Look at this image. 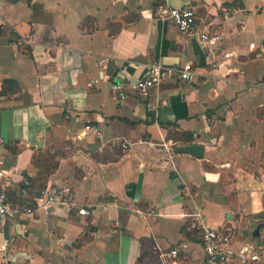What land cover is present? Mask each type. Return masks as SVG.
<instances>
[{
	"label": "crops",
	"instance_id": "crops-1",
	"mask_svg": "<svg viewBox=\"0 0 264 264\" xmlns=\"http://www.w3.org/2000/svg\"><path fill=\"white\" fill-rule=\"evenodd\" d=\"M159 3L193 6L194 30ZM155 62L192 76L113 97L121 68L136 81ZM40 154L55 166L38 187ZM0 156L7 198L69 199L6 216L0 264H204L192 221L260 243L264 0H0Z\"/></svg>",
	"mask_w": 264,
	"mask_h": 264
},
{
	"label": "built area",
	"instance_id": "built-area-1",
	"mask_svg": "<svg viewBox=\"0 0 264 264\" xmlns=\"http://www.w3.org/2000/svg\"><path fill=\"white\" fill-rule=\"evenodd\" d=\"M155 14L163 19H172L180 32L189 33L194 30L196 11L193 6L176 7L159 3L155 8ZM198 35L204 42L212 41L218 37L216 34H210L208 30L202 28L198 30ZM120 72L119 78L110 83L111 94L117 99L123 98L129 90L144 97L148 95L152 86L166 77L177 75L189 79L192 76L190 63L180 70L162 66L158 62L151 63L146 75L136 81H128L124 78V68H121ZM84 128L85 130H93L90 123H85ZM123 146L126 147V144L123 143ZM7 182L6 172L3 169L0 156V222L6 216L33 212L40 207L51 206L58 199L66 202L69 200L61 195L58 196V192L53 188H42L32 201H10L6 199L4 192ZM29 183L28 180H24V185L20 189L22 194L27 193ZM78 211L80 213L88 212L83 207L79 208ZM190 226L200 231L204 264H264V240L260 243H244L241 246H235L233 244V233L226 226L211 227L198 221H192ZM170 252L175 255L177 249H172Z\"/></svg>",
	"mask_w": 264,
	"mask_h": 264
},
{
	"label": "trees",
	"instance_id": "trees-1",
	"mask_svg": "<svg viewBox=\"0 0 264 264\" xmlns=\"http://www.w3.org/2000/svg\"><path fill=\"white\" fill-rule=\"evenodd\" d=\"M33 163L35 166H37L39 168V173H38V177H37L38 181H37L36 185L38 187L43 186L46 177L49 175V173L54 168L55 163L49 161L47 154H40L39 156H34L33 157ZM5 195H6V191H5ZM6 199H8V200L13 199V201H16L17 198L13 197V195H8V198L6 197ZM17 200L19 201V199H17ZM20 201H22V200H20Z\"/></svg>",
	"mask_w": 264,
	"mask_h": 264
},
{
	"label": "water",
	"instance_id": "water-1",
	"mask_svg": "<svg viewBox=\"0 0 264 264\" xmlns=\"http://www.w3.org/2000/svg\"><path fill=\"white\" fill-rule=\"evenodd\" d=\"M174 149L179 152H189L196 156H200L202 154V146L197 144L175 145Z\"/></svg>",
	"mask_w": 264,
	"mask_h": 264
}]
</instances>
